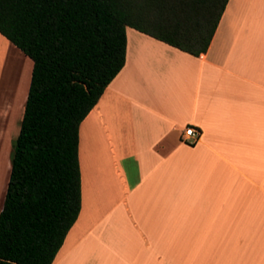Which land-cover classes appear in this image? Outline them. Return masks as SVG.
Instances as JSON below:
<instances>
[{
    "label": "crops",
    "instance_id": "0c3cea01",
    "mask_svg": "<svg viewBox=\"0 0 264 264\" xmlns=\"http://www.w3.org/2000/svg\"><path fill=\"white\" fill-rule=\"evenodd\" d=\"M32 66L0 34V211ZM78 158L80 212L52 264H264V0H228L199 56L126 27Z\"/></svg>",
    "mask_w": 264,
    "mask_h": 264
},
{
    "label": "trees",
    "instance_id": "16d2710c",
    "mask_svg": "<svg viewBox=\"0 0 264 264\" xmlns=\"http://www.w3.org/2000/svg\"><path fill=\"white\" fill-rule=\"evenodd\" d=\"M228 0H0L33 62L0 211V264H52L81 207L79 126L125 63L126 27L205 53Z\"/></svg>",
    "mask_w": 264,
    "mask_h": 264
},
{
    "label": "built area",
    "instance_id": "2783aa9c",
    "mask_svg": "<svg viewBox=\"0 0 264 264\" xmlns=\"http://www.w3.org/2000/svg\"><path fill=\"white\" fill-rule=\"evenodd\" d=\"M183 133V141L189 144H193L194 142H196L199 137V132L196 131V129L192 126H187L186 128H184Z\"/></svg>",
    "mask_w": 264,
    "mask_h": 264
}]
</instances>
